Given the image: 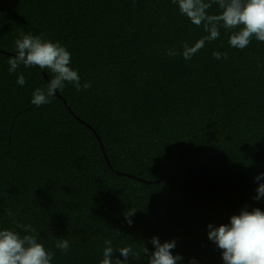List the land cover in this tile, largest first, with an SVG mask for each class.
Instances as JSON below:
<instances>
[{"label":"trees","instance_id":"trees-1","mask_svg":"<svg viewBox=\"0 0 264 264\" xmlns=\"http://www.w3.org/2000/svg\"><path fill=\"white\" fill-rule=\"evenodd\" d=\"M21 32L65 46L91 87L67 84L33 105L51 73L9 72ZM206 35L172 0H0V230L36 235L51 264H100L106 239L132 246L128 264H147L152 237L175 239L180 264H223L207 226L245 206L264 211L253 199L264 173V42L232 48L221 28L190 60L180 55ZM29 224L35 233L18 227Z\"/></svg>","mask_w":264,"mask_h":264},{"label":"clouds","instance_id":"clouds-1","mask_svg":"<svg viewBox=\"0 0 264 264\" xmlns=\"http://www.w3.org/2000/svg\"><path fill=\"white\" fill-rule=\"evenodd\" d=\"M138 2V0H137ZM179 13L197 27L203 26L208 35L197 40L193 45L187 42L182 44L180 55L190 60L202 49L206 42L220 37L221 28L228 33V44L232 48L242 50L252 41L253 37L264 42V0H172ZM215 3L219 12L209 14L208 9ZM15 55L9 57V72L15 73L21 66L25 68L39 67L47 69L51 77L45 86L36 88L32 93L31 103L37 107L49 104L58 90H63L67 84L75 87L76 91L87 90L91 82L81 83L77 70L71 67V53L59 42L45 39L40 35L20 33L14 42ZM168 55H176L175 50H168ZM212 56L219 60L227 59V52L213 51ZM17 83L23 86L26 83L23 73L17 78ZM264 173L255 177L258 184L254 200L264 199ZM135 213L132 212L128 216ZM12 215V213H9ZM131 225V221H129ZM26 233H35L29 225H18ZM208 239L221 251L223 264H264V211L260 208L248 210L242 208L238 215H232L229 223L219 226H207ZM150 243L153 250L143 247L147 257V264H180L183 257L173 255L176 247L175 239L160 242L158 237H152ZM103 258L100 264H128L129 258L137 256L131 245L114 249L112 241H104ZM55 247L62 253L70 250L67 238L56 239ZM119 253L120 259L116 256ZM54 253L45 249L38 242L36 235L19 233L11 229L0 230V264H51ZM189 264H197L195 259Z\"/></svg>","mask_w":264,"mask_h":264},{"label":"water","instance_id":"water-1","mask_svg":"<svg viewBox=\"0 0 264 264\" xmlns=\"http://www.w3.org/2000/svg\"><path fill=\"white\" fill-rule=\"evenodd\" d=\"M56 94H57V92H56ZM81 122H83V121H81ZM86 126H87V124L85 123V122H83ZM94 134H95V136L97 137V140L98 141H100V137L97 135V133L94 131ZM100 145H101V147H102V149H103V145H102V143L100 142ZM103 153H104V157H105V159H106V161H107V163L110 165V161L108 160V158H107V155H106V153H105V151H104V149H103ZM111 167V166H110ZM112 168V167H111ZM113 169V168H112ZM117 173L119 174V175H124V176H129L130 177V175L129 174H125V173H123V172H118L117 171ZM159 181V180H158ZM186 181V180H185ZM221 184H223V182H220ZM220 183H216V184H220ZM196 185H199V184H197V183H195ZM215 184V185H216ZM214 184H212V185H208V187H210V186H213Z\"/></svg>","mask_w":264,"mask_h":264}]
</instances>
